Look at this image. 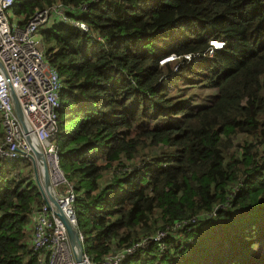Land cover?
<instances>
[{"label": "trees", "instance_id": "trees-1", "mask_svg": "<svg viewBox=\"0 0 264 264\" xmlns=\"http://www.w3.org/2000/svg\"><path fill=\"white\" fill-rule=\"evenodd\" d=\"M59 3L85 5L75 16L89 26L40 28L85 253L264 264V0H15L11 22ZM187 86L213 92L199 101ZM34 172L25 157L0 161V264L47 258L33 243Z\"/></svg>", "mask_w": 264, "mask_h": 264}, {"label": "built area", "instance_id": "built-area-1", "mask_svg": "<svg viewBox=\"0 0 264 264\" xmlns=\"http://www.w3.org/2000/svg\"><path fill=\"white\" fill-rule=\"evenodd\" d=\"M15 0H0V119L5 130L0 144V161L30 158L32 147L16 112L12 90L22 108L29 133L37 137L47 159L55 195L67 215L77 220L74 210L76 193L61 167L57 131L62 108V80L58 70L47 60L40 28L60 20L84 31L89 26L76 18L81 7L62 3L37 11L21 27L12 23L10 11ZM223 46L224 43H220ZM190 58V56H187ZM36 250L46 254L42 264H77L63 221L45 202L36 217L33 238ZM120 255L94 261L87 254L84 264H119Z\"/></svg>", "mask_w": 264, "mask_h": 264}, {"label": "water", "instance_id": "water-1", "mask_svg": "<svg viewBox=\"0 0 264 264\" xmlns=\"http://www.w3.org/2000/svg\"><path fill=\"white\" fill-rule=\"evenodd\" d=\"M0 66L3 67L1 61H0ZM12 97L16 108V112L23 123L25 132L27 134V139L32 147V153L29 154V157L31 159V162L33 163V167L36 173L37 183L44 197V200L53 207L55 214L63 221L67 229V233L69 236L70 244L74 253L76 263L84 264V258L86 253L84 248V240L81 231L79 229L78 222L77 220L71 219L67 215V213L62 209L55 195V191L51 181L49 166L44 151L37 137L29 133V130L26 127L24 121L21 104L13 90H12Z\"/></svg>", "mask_w": 264, "mask_h": 264}, {"label": "rangeland", "instance_id": "rangeland-1", "mask_svg": "<svg viewBox=\"0 0 264 264\" xmlns=\"http://www.w3.org/2000/svg\"><path fill=\"white\" fill-rule=\"evenodd\" d=\"M16 21V20H15ZM172 58V57H171ZM174 59V58H172ZM196 92L197 96L200 97L199 101L202 100L204 97H206L207 95H209L210 93L212 94L213 90H210V89H200V90H195L193 87L189 88L187 86V90L185 92V95L186 96H189L191 93H194ZM31 161V160H30ZM32 163V162H31ZM33 165V163H32ZM34 168V167H33ZM34 175H35V179H36V173L34 172ZM37 181V179H36Z\"/></svg>", "mask_w": 264, "mask_h": 264}, {"label": "clouds", "instance_id": "clouds-1", "mask_svg": "<svg viewBox=\"0 0 264 264\" xmlns=\"http://www.w3.org/2000/svg\"><path fill=\"white\" fill-rule=\"evenodd\" d=\"M220 43H224L223 46H221ZM211 44L213 45L214 48H218V49H220V48H223V47H224L225 42H224V41H220V40H213V41H211ZM171 57L174 58V59L176 58L174 55H172V56H170V57L164 59L162 62L174 60V59H172ZM189 59H191V57H190ZM29 159H30V158H29ZM2 160H3V159H2ZM11 160H12V159H11ZM30 160H31V159H30Z\"/></svg>", "mask_w": 264, "mask_h": 264}]
</instances>
